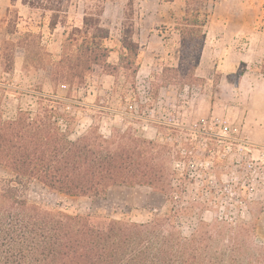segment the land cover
Instances as JSON below:
<instances>
[{"label": "rangeland", "instance_id": "374dc122", "mask_svg": "<svg viewBox=\"0 0 264 264\" xmlns=\"http://www.w3.org/2000/svg\"><path fill=\"white\" fill-rule=\"evenodd\" d=\"M223 1L217 16L215 0L210 1L208 38L196 72L206 83L192 88L179 78L162 81L163 69L177 67L181 56V38L163 25L164 18L156 21L159 32H142L136 80L130 75L104 76L85 85L59 84L55 89L51 74L64 53L73 54L81 42L70 33L82 20L83 2L91 8L98 2L65 3L54 32L48 28L51 11L36 9L28 20L20 8L5 14L0 41L4 63H13L15 69L11 75L0 74L4 120L16 119L20 111L41 112L51 105L40 99L44 96L59 101L54 114L72 141L92 129L106 138L117 130L171 151L166 166L174 176L166 194L146 186H113L106 200L73 198L34 180L25 192L31 204L139 224L173 217L185 236L202 221L245 220L256 228V242L264 245V75L259 73L264 72V0ZM185 11L184 0H178L173 16L181 17ZM166 22L174 25L169 17ZM112 28L120 30V26ZM117 34L114 31V37ZM154 34L164 39L152 41ZM158 84L164 87L156 95ZM180 149L178 157L175 150ZM0 178L11 179L13 174L0 166Z\"/></svg>", "mask_w": 264, "mask_h": 264}, {"label": "trees", "instance_id": "16d2710c", "mask_svg": "<svg viewBox=\"0 0 264 264\" xmlns=\"http://www.w3.org/2000/svg\"><path fill=\"white\" fill-rule=\"evenodd\" d=\"M69 1L25 2L33 9L53 12L48 27L54 32ZM96 1L92 8L86 4L83 19L72 28L74 41L81 42L73 54L64 53L51 74L55 89L59 84L85 85L96 77L130 75L136 80L138 76L142 53L136 41L135 6L139 0H130L127 6L116 66L109 63L111 33L102 26L105 2ZM209 4L210 0H186L185 15L176 21L181 37L179 65L165 67L162 81L179 78L191 88L206 83L196 72L207 41ZM4 60L2 51L3 72L13 74L14 64ZM162 87L155 85L156 95ZM40 99L51 105L36 114L20 111L14 120L0 115V166L13 174L11 179L0 178V264H264V245L256 242V228L245 220L202 221L185 236L173 217L139 224L31 204L25 192L34 180L69 197L106 200L113 186H146L166 194L174 176L166 166L168 146L117 130L106 138L92 129L72 141L54 114L59 101ZM175 152L181 157V149Z\"/></svg>", "mask_w": 264, "mask_h": 264}, {"label": "crops", "instance_id": "0c3cea01", "mask_svg": "<svg viewBox=\"0 0 264 264\" xmlns=\"http://www.w3.org/2000/svg\"><path fill=\"white\" fill-rule=\"evenodd\" d=\"M177 1L178 0H174L173 2H166L164 0H139L138 1L137 8H138V15H139V23H138L139 28H138V32L136 35V41L140 43L141 53L143 52L142 45H141L142 32L146 29L150 30L151 32H159L158 31L159 28L157 26L159 25L160 22H156V21L160 20V18L165 19L163 22V25H165L167 29H170L172 30V32L177 33L180 37V33L176 30V21L177 19L182 18L185 15V12L183 16L181 17L173 16L174 15L173 7L177 4ZM129 2L130 0H126L125 2H122V3H119L118 1H115V0H108L105 3L104 14L102 16V26L108 29L111 33L110 34L111 37L107 42V47L113 50L110 53L109 63L115 66L119 64L120 54L122 53V47L120 43L121 31L123 28V23L125 21L126 9H127ZM184 4L186 6V0H184ZM214 4H215L214 16H217V12L219 8L224 7V1L215 0ZM83 6H84V9H83V17H84L85 2H83ZM167 6L171 7L169 11H168ZM11 8H20L21 16L25 17L26 20H28L29 17L33 16L36 13L35 11L36 9L31 8L29 5L26 4L25 1L22 4V0H0V24H4L5 14H7ZM116 9L118 11H116ZM166 10L168 12H166ZM168 17L170 18V20L174 22V25L173 24H170V26L168 25V22H166ZM32 22H33V19L32 20L30 19V21H28L26 25L30 26ZM112 26H114V28L116 26L117 27L120 26V30L119 29L116 30V28L113 29ZM114 31H118V34L116 37H114ZM155 37L160 38L162 40L164 39V36H161L160 34H154L150 37V39L152 40ZM205 48H206V45H205ZM1 54H2V45L0 41V58H1ZM114 56L116 57V60L111 61L112 57ZM0 74L2 75L6 74L3 72L1 65H0Z\"/></svg>", "mask_w": 264, "mask_h": 264}]
</instances>
